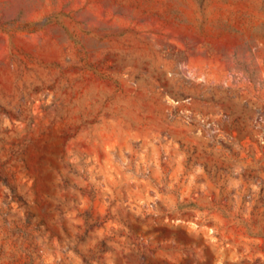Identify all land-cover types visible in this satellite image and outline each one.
<instances>
[{"label": "rangeland", "instance_id": "obj_1", "mask_svg": "<svg viewBox=\"0 0 264 264\" xmlns=\"http://www.w3.org/2000/svg\"><path fill=\"white\" fill-rule=\"evenodd\" d=\"M0 264H264V0H0Z\"/></svg>", "mask_w": 264, "mask_h": 264}]
</instances>
